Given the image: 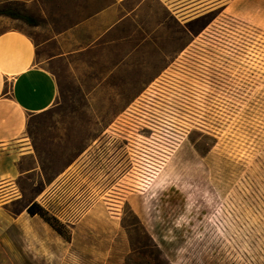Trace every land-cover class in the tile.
Returning <instances> with one entry per match:
<instances>
[{
  "label": "rangeland",
  "instance_id": "rangeland-1",
  "mask_svg": "<svg viewBox=\"0 0 264 264\" xmlns=\"http://www.w3.org/2000/svg\"><path fill=\"white\" fill-rule=\"evenodd\" d=\"M168 26L153 36L168 57L134 74L107 75L101 52L56 67L32 155L0 177V264H264V4ZM23 27L0 15V31Z\"/></svg>",
  "mask_w": 264,
  "mask_h": 264
},
{
  "label": "crops",
  "instance_id": "crops-1",
  "mask_svg": "<svg viewBox=\"0 0 264 264\" xmlns=\"http://www.w3.org/2000/svg\"><path fill=\"white\" fill-rule=\"evenodd\" d=\"M18 1L36 22L24 21L23 29L0 31L2 178L17 175L19 161L32 155L22 143L30 118L50 110L60 98L57 66L77 68L86 52H101L98 57L111 67L107 75H131L135 73L132 68L151 58L154 49L160 57L163 52L168 57L161 45L154 48L153 36L167 34L169 20L183 31L187 23L211 12H246L264 4V0ZM103 92L98 85L90 97Z\"/></svg>",
  "mask_w": 264,
  "mask_h": 264
},
{
  "label": "trees",
  "instance_id": "trees-1",
  "mask_svg": "<svg viewBox=\"0 0 264 264\" xmlns=\"http://www.w3.org/2000/svg\"><path fill=\"white\" fill-rule=\"evenodd\" d=\"M0 15H6V16L13 17V18H17V19H22L23 21L28 22L30 24H33L36 22L33 16H31L27 12L21 11L11 6L0 7ZM203 18L204 16L198 18L197 20H201ZM189 23H187L186 25H188ZM26 210L28 214H30L31 216L39 215L48 225H50L61 236L65 237L66 239L70 238L69 236H66V234L64 233L63 226L59 222V220L55 218L54 216L50 215L38 203H32L28 205Z\"/></svg>",
  "mask_w": 264,
  "mask_h": 264
}]
</instances>
